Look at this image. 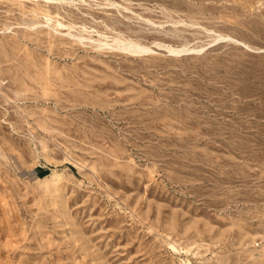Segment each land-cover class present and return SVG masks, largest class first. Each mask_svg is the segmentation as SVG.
<instances>
[{
    "label": "rangeland",
    "instance_id": "374dc122",
    "mask_svg": "<svg viewBox=\"0 0 264 264\" xmlns=\"http://www.w3.org/2000/svg\"><path fill=\"white\" fill-rule=\"evenodd\" d=\"M0 264H264V0H0Z\"/></svg>",
    "mask_w": 264,
    "mask_h": 264
},
{
    "label": "bare ground",
    "instance_id": "6f19581e",
    "mask_svg": "<svg viewBox=\"0 0 264 264\" xmlns=\"http://www.w3.org/2000/svg\"><path fill=\"white\" fill-rule=\"evenodd\" d=\"M104 44V43H103ZM123 44H124V42H123ZM129 48H131L132 50H134V51H142V50H144V48L143 47H140V46H136V45H130V46H128ZM170 48V47H169ZM182 48V47H181ZM147 51V50H146ZM185 51H188V49H181V50H174L173 48H171L170 49V52L171 53H173V54H175V53H178L179 55H180V53L181 52H185ZM177 54V55H178Z\"/></svg>",
    "mask_w": 264,
    "mask_h": 264
}]
</instances>
